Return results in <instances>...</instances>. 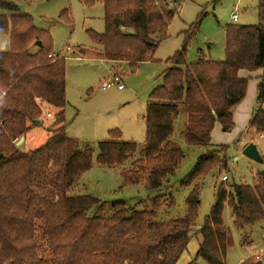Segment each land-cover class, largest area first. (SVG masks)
<instances>
[{
	"label": "trees",
	"instance_id": "16d2710c",
	"mask_svg": "<svg viewBox=\"0 0 264 264\" xmlns=\"http://www.w3.org/2000/svg\"><path fill=\"white\" fill-rule=\"evenodd\" d=\"M18 1L0 0V8L11 14L0 15V34L9 41L8 51L0 49V264H176L192 235L201 238L196 260L227 264L234 236L223 222L225 205L241 235V246L251 247L248 230L264 222V171L256 175L254 186L221 184L210 214L197 229L198 188L186 200L185 217L159 223L162 203H174L171 196H155L144 210H138L124 201L108 203L73 195L72 189L91 169L94 154L89 148L78 150L77 140L68 138L63 128L38 150L22 152L16 147L33 121L42 117L43 106L60 110L61 122L67 105L65 60L53 57L49 36L36 29L30 16L20 14ZM183 1L102 0L104 33L89 31L100 51L79 47L75 53L126 63L135 72L139 65L154 61L168 22ZM198 28L199 23L186 33L185 46ZM32 46L37 48L34 54L29 53ZM224 53L223 61L187 64L183 48L169 59L164 84L151 94L147 105L146 141L138 157L137 144L112 131L109 139L98 144L97 163L123 167L125 185L160 190L184 158L172 141L180 107L187 113L181 133L186 144L211 146L216 124L225 133L234 127L233 110L245 99L249 81L241 72H262L249 129L264 138V24L228 25ZM227 149L220 145L198 157L181 185L188 187L215 170H226ZM108 208L112 211L105 216ZM38 236L47 255L40 251ZM251 257L242 264L259 262L250 261ZM260 261L264 264V255Z\"/></svg>",
	"mask_w": 264,
	"mask_h": 264
},
{
	"label": "rangeland",
	"instance_id": "374dc122",
	"mask_svg": "<svg viewBox=\"0 0 264 264\" xmlns=\"http://www.w3.org/2000/svg\"><path fill=\"white\" fill-rule=\"evenodd\" d=\"M171 5L176 8L173 3ZM17 6L20 14L31 17L36 29L49 36L52 54L65 60L67 104L61 122H58L60 110L43 106L39 124L32 125L19 149L22 152L38 150L46 144L48 137L63 128L68 138L77 140L78 150H92L94 156L91 169L82 175L72 189L73 195H88L108 203L124 201L138 210H144L155 196L164 194L167 199L171 196L173 205L169 201L162 203L156 219L159 223H166L186 216V200L198 188V229L210 214L216 190L221 184L227 188L232 185H255L256 175L264 171V165L249 160L242 152L244 145L246 147L254 143L261 156L264 155V138L257 137L249 129L250 117L256 107V77L259 75L249 76L246 97L233 110V129L228 133L217 129L211 137V146L195 147L186 144L181 133L186 125L187 113L185 107H180L172 141L179 145L184 158L175 174L167 179L160 190L150 192L144 185H125L121 175L123 167L100 166L96 158L99 154L98 144L109 139L112 131L119 132L123 141L136 143L138 157L146 141L144 116L147 105L151 94L164 84L163 73L169 67L167 61L183 48L186 49L187 64L198 60L223 61L225 28L228 25L264 24V0H184L168 22L166 37L160 40L154 61L141 64L135 72H130L126 63L83 58L75 53L79 47L100 51L91 40L89 31L99 35L104 33L105 11L102 0H20ZM0 15L11 14L0 8ZM233 15L238 18L236 23L231 20ZM198 23L196 35L185 46L186 33ZM0 49L9 50L6 34H0ZM36 52L35 46L29 49L30 54ZM115 75L120 76L123 90H118L116 85L103 90V85L112 82ZM251 82L254 87L250 94ZM220 145L228 148L227 169L222 173L215 170L192 185L183 187L181 183L193 170L198 157ZM111 211L108 208L104 215H110L106 213ZM223 222L234 236V245L228 251L226 263L242 264L251 257L250 253L253 254L250 261H260L264 255V222L248 230L251 247L241 246V235L233 227L228 205L224 207ZM38 238L40 251L47 255L48 250L42 237ZM200 243L201 238L192 235L187 249L176 264H206L202 259L196 260Z\"/></svg>",
	"mask_w": 264,
	"mask_h": 264
},
{
	"label": "water",
	"instance_id": "95a60500",
	"mask_svg": "<svg viewBox=\"0 0 264 264\" xmlns=\"http://www.w3.org/2000/svg\"><path fill=\"white\" fill-rule=\"evenodd\" d=\"M37 47H41L42 44L40 42L36 43ZM34 126H37L39 124L38 120L33 121L32 123ZM24 142V138L22 137L19 142H17L16 146L19 147L22 143ZM242 155L245 156L246 158H248L249 160L260 164V165H264V160L261 156V154L259 153V150L257 148V145L254 143H250L248 144L242 152ZM258 264H262L261 261L258 262Z\"/></svg>",
	"mask_w": 264,
	"mask_h": 264
},
{
	"label": "built area",
	"instance_id": "2783aa9c",
	"mask_svg": "<svg viewBox=\"0 0 264 264\" xmlns=\"http://www.w3.org/2000/svg\"><path fill=\"white\" fill-rule=\"evenodd\" d=\"M231 19H232V21H233L234 23H236V22L238 21V18H237L236 15H233ZM53 57L55 58V57H57V56H53ZM58 57H59V56H58ZM113 85H116L118 90H123V85H122V83H121V78H120V76L115 75V76L113 77L112 82H110V83H105V84L103 85L102 89H103V90H107L108 88L112 87ZM3 95H4V94H3ZM48 116L51 117V114H49Z\"/></svg>",
	"mask_w": 264,
	"mask_h": 264
},
{
	"label": "crops",
	"instance_id": "0c3cea01",
	"mask_svg": "<svg viewBox=\"0 0 264 264\" xmlns=\"http://www.w3.org/2000/svg\"><path fill=\"white\" fill-rule=\"evenodd\" d=\"M232 20V19H231ZM54 55V54H53ZM58 57V56H57ZM140 66V65H139ZM261 74H262V72L261 71H259V72H255V73H248V72H241L240 73V76L242 77V78H249V76H251V75H259V76H261ZM259 76H257L256 78H259ZM258 80V79H257ZM257 85H258V81H257V83H256V88H257ZM254 87V83H250V88H249V92H250V94L252 93V88ZM256 88H255V92H256ZM242 105V104H241ZM218 126H217V128H216V125H215V128H214V130H213V132H212V135H211V137H213V135H214V133L216 132V130L217 129H219V130H221V126L219 125V124H217ZM244 148H245V145L243 146Z\"/></svg>",
	"mask_w": 264,
	"mask_h": 264
}]
</instances>
